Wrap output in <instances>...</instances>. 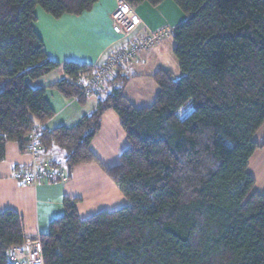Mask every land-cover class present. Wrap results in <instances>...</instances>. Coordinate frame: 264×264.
<instances>
[{
	"label": "trees",
	"instance_id": "obj_1",
	"mask_svg": "<svg viewBox=\"0 0 264 264\" xmlns=\"http://www.w3.org/2000/svg\"><path fill=\"white\" fill-rule=\"evenodd\" d=\"M99 1L0 0V162L8 142L28 151L29 134L39 129L42 150L64 153L54 167L71 174L97 163L130 203L82 219L80 200L65 199L64 215L39 236L45 264H264V192L254 190L248 171L260 147L253 137L264 127V0H174L186 15L172 31L182 76L159 69L155 101L136 108L123 92L127 62L108 81L119 87L90 115L49 129L48 88L30 81L61 64L35 30L36 9L60 18ZM92 67L66 62L70 79L50 88L84 104L79 79ZM110 109L129 145L108 169L91 143ZM26 238L22 216L0 212V264H13L8 249Z\"/></svg>",
	"mask_w": 264,
	"mask_h": 264
},
{
	"label": "crops",
	"instance_id": "obj_2",
	"mask_svg": "<svg viewBox=\"0 0 264 264\" xmlns=\"http://www.w3.org/2000/svg\"><path fill=\"white\" fill-rule=\"evenodd\" d=\"M120 0H100L94 7L80 15H64L55 18L41 7L36 9L35 30L43 40L49 58L61 64L52 72L30 81L33 87H47V100L55 114L45 127L74 126L84 116L90 115L100 99H104L119 84L105 83L88 94L86 102L76 97H65L58 90L50 88L62 79H70L63 69L66 62L94 66L103 64L111 53L127 46L116 31L112 13ZM141 19L138 30L158 31L173 29L186 18L174 0H164L158 5L143 2L135 7ZM175 40L172 32L151 51H143L137 58L121 69L128 78L124 94L136 108L150 106L156 98L159 86L154 74L161 68L170 70L176 77L182 73L174 54ZM90 71V70H89ZM88 75V74H87ZM80 83L86 81L81 76ZM116 85V86H115ZM260 146L253 153L248 171L256 180L254 190L264 192V127L253 137ZM129 145L118 114L110 109L104 112L101 128L91 143V149L105 168L120 163V156ZM55 160L51 150H42L39 159L34 160L29 151H21L17 142L6 146V158L0 162V212L12 209L24 221L28 237H39L49 231L53 219L65 212V199L77 198V209L82 219L100 211H113L129 205V200L97 163L79 165L69 174L67 180L56 179L35 185L24 184L15 177L16 171H26L35 163Z\"/></svg>",
	"mask_w": 264,
	"mask_h": 264
},
{
	"label": "built area",
	"instance_id": "obj_3",
	"mask_svg": "<svg viewBox=\"0 0 264 264\" xmlns=\"http://www.w3.org/2000/svg\"><path fill=\"white\" fill-rule=\"evenodd\" d=\"M112 21L118 34L127 40V46L111 53L103 64L94 65L88 73L81 74V76L86 77V81L82 84L79 81V84L85 86V91L88 94L110 81L119 67L136 59L139 53L156 48L172 32L168 28L158 31L138 30L142 21L136 14L134 6L125 0H120L118 3L112 13ZM39 135V129L29 134L28 151L33 155L35 161L39 159L42 151ZM52 162L35 163L29 170L16 171L15 177L28 185L55 179L67 180L68 172L65 167H54ZM8 257L13 264H45L41 238L28 237L23 245L10 247Z\"/></svg>",
	"mask_w": 264,
	"mask_h": 264
},
{
	"label": "rangeland",
	"instance_id": "obj_4",
	"mask_svg": "<svg viewBox=\"0 0 264 264\" xmlns=\"http://www.w3.org/2000/svg\"><path fill=\"white\" fill-rule=\"evenodd\" d=\"M182 72V71H181ZM180 76H182V74L180 75ZM179 76V77H180ZM178 77V78H179ZM51 150V152H52V154L54 155V158L56 159V160H62V158L64 157V153H63V151H61L60 149H58L57 147H52V149H50ZM66 169V168H65Z\"/></svg>",
	"mask_w": 264,
	"mask_h": 264
}]
</instances>
